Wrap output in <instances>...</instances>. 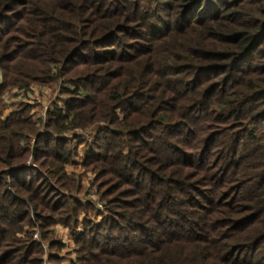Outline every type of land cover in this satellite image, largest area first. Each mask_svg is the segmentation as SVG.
Masks as SVG:
<instances>
[{
  "label": "trees",
  "instance_id": "trees-1",
  "mask_svg": "<svg viewBox=\"0 0 264 264\" xmlns=\"http://www.w3.org/2000/svg\"><path fill=\"white\" fill-rule=\"evenodd\" d=\"M6 20L0 102L66 97L45 131L30 105L0 118V264H43L34 216L46 235L82 212L78 264H264V0H0ZM91 126L104 210L66 193L67 132Z\"/></svg>",
  "mask_w": 264,
  "mask_h": 264
},
{
  "label": "rangeland",
  "instance_id": "rangeland-1",
  "mask_svg": "<svg viewBox=\"0 0 264 264\" xmlns=\"http://www.w3.org/2000/svg\"><path fill=\"white\" fill-rule=\"evenodd\" d=\"M2 26L8 25V21L0 22ZM0 80H2V74L0 70ZM63 81H58L56 83H42V84H34L33 89L24 90L20 88L11 89L7 92L4 101L0 102V118H4L9 114L12 110L19 108L21 105H30V112L34 114V120H37L38 125L41 126V131L46 130L45 123L47 122L48 114L50 108L53 106L55 102H59L62 104V99L66 97L64 93H62ZM95 127L91 126L88 129H77L71 132H67L69 136L73 139L75 138L73 135L80 134L79 138H75L74 142L76 146H78L79 153L76 155L74 162L70 163L67 166V170L69 174L77 176V179L80 178L79 183H81V190L78 191L76 189H72V191H66L69 195L73 194L74 196H79L82 200L94 199L100 208L104 210L105 206L102 200L100 199V193L98 190L97 184L93 183L95 179V174L93 172H89L88 169H85L83 166L84 161V152L88 146L90 140L94 138ZM66 134V133H65ZM36 137L33 138L32 147L37 144ZM44 140V139H43ZM40 143V146L45 147V140ZM23 165L31 164L34 166H40V162L34 158L33 152H30L29 157ZM72 196V195H71ZM32 206L30 207V209ZM33 211V208H32ZM86 214L82 212L80 216L79 226L77 229L74 227V223L71 225L58 223L49 227V231L44 235V231L39 224L37 217L34 216L36 221L35 229H34V238L41 242L44 247L43 252V264H56L54 260H50V252H56L57 246H51L52 240H61L66 243L65 249L61 251L62 261L59 264H78L75 263L77 261V253L76 248L77 245L75 243V236L84 229L85 224L83 222ZM93 216V215H92ZM100 218V217H99ZM46 229H48L46 227Z\"/></svg>",
  "mask_w": 264,
  "mask_h": 264
}]
</instances>
